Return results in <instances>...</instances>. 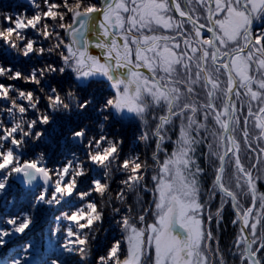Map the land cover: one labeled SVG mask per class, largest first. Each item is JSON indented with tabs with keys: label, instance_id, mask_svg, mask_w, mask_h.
I'll return each mask as SVG.
<instances>
[{
	"label": "snow or ice",
	"instance_id": "6c2138e0",
	"mask_svg": "<svg viewBox=\"0 0 264 264\" xmlns=\"http://www.w3.org/2000/svg\"><path fill=\"white\" fill-rule=\"evenodd\" d=\"M26 5L0 10V264H264V0Z\"/></svg>",
	"mask_w": 264,
	"mask_h": 264
},
{
	"label": "trees",
	"instance_id": "16d2710c",
	"mask_svg": "<svg viewBox=\"0 0 264 264\" xmlns=\"http://www.w3.org/2000/svg\"><path fill=\"white\" fill-rule=\"evenodd\" d=\"M22 6V7H19ZM27 8L26 5V0H0V10L3 11H11V10H16V11H22ZM24 67V70H27V65H22ZM65 79H70V77H65ZM107 92V89L103 86H98V85H93L90 88L84 89L83 90V95L84 97H87L89 95H92L95 97L94 103L98 104L101 102ZM94 111V109H93ZM60 123H64L61 121ZM115 123V122H114ZM135 127L134 126H125L123 129V134L126 137V139H131L134 135ZM66 139V138H65ZM36 149L34 148L33 151ZM65 150V145L63 141L61 140V143L59 145V148H57L55 145L52 147V152L49 153V159L52 162H55L60 156L64 154ZM125 150H127V144L125 145ZM88 183L87 179L82 180L81 185L82 187ZM27 209L26 205H20L16 208V211H24ZM51 215L50 212H45L42 214V220L40 223H38L35 228L28 234V236L24 237V240L27 239H33V238H39V232H40V227L45 223L48 219V217ZM230 219H231V214L229 211L226 210V218H225V223H227L228 229L226 232L223 233L222 237V243L227 245L231 242L232 236L234 229L231 228L230 225ZM107 226V224L105 225ZM115 233L116 229L114 227L109 229V236L108 237H101V247L105 246L107 243L108 239H114L115 238ZM23 240L18 241V243H23Z\"/></svg>",
	"mask_w": 264,
	"mask_h": 264
}]
</instances>
